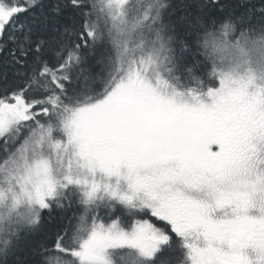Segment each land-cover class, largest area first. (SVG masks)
I'll use <instances>...</instances> for the list:
<instances>
[{
	"label": "snow or ice",
	"instance_id": "snow-or-ice-1",
	"mask_svg": "<svg viewBox=\"0 0 264 264\" xmlns=\"http://www.w3.org/2000/svg\"><path fill=\"white\" fill-rule=\"evenodd\" d=\"M0 264H264V0H0Z\"/></svg>",
	"mask_w": 264,
	"mask_h": 264
}]
</instances>
